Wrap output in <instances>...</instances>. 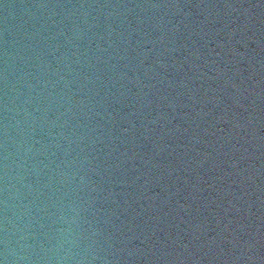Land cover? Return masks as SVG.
<instances>
[{
  "label": "water",
  "instance_id": "1",
  "mask_svg": "<svg viewBox=\"0 0 264 264\" xmlns=\"http://www.w3.org/2000/svg\"><path fill=\"white\" fill-rule=\"evenodd\" d=\"M0 264H264V0H0Z\"/></svg>",
  "mask_w": 264,
  "mask_h": 264
}]
</instances>
